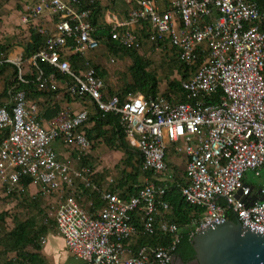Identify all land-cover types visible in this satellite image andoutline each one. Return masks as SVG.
Segmentation results:
<instances>
[{"label": "built area", "instance_id": "1", "mask_svg": "<svg viewBox=\"0 0 264 264\" xmlns=\"http://www.w3.org/2000/svg\"><path fill=\"white\" fill-rule=\"evenodd\" d=\"M97 0H31L25 19L36 22L44 15L53 28L38 27L45 44L28 57L38 69L40 89H58L55 72L46 74L47 63L67 77V93L87 98L104 112L118 114L127 138L143 158V169L159 175L148 180L129 199L101 190L96 170L89 163L79 167L58 158L54 142L80 151L92 148L88 127L90 111L63 107L44 125L39 105L25 89L9 90L10 100L0 107V193L23 190L27 175L40 192L67 193L55 211L56 227L67 251L80 264H173L174 249L182 227L168 218L172 211L166 194L177 185L185 200L203 209L194 218L195 231L210 220L228 221L230 214L264 232V6L260 0H127V17L109 26L113 40L138 51L145 43L155 49L173 47L189 69L181 79L188 100L163 95L130 94L106 97L105 80L89 62L75 68L71 55H82L99 46L92 22ZM70 41V42H69ZM0 52V65L16 64ZM22 72L19 79L25 81ZM171 147L182 153L185 173L169 181ZM252 173V175H250ZM184 179L182 183L181 180ZM255 179V180H254ZM77 182L100 191L105 204L96 214L78 200ZM140 215L141 231L170 233L169 246L142 245L131 240L139 232L133 214Z\"/></svg>", "mask_w": 264, "mask_h": 264}, {"label": "trees", "instance_id": "2", "mask_svg": "<svg viewBox=\"0 0 264 264\" xmlns=\"http://www.w3.org/2000/svg\"><path fill=\"white\" fill-rule=\"evenodd\" d=\"M264 6V0H260ZM94 14L92 16V22L94 26L97 27L98 18L97 15L100 12L99 1L97 0L94 4ZM128 15V12H127ZM127 15L125 17H127ZM110 26L106 25L104 27H97L94 34L98 38L99 45L105 43L111 49H120L124 51L128 56L133 60L131 66V80L128 81L120 91H115L111 87H106V97H111L113 95H118L122 100L125 99L130 94L142 93L144 96H153L163 95L167 98H170L175 101H186L188 100L187 92L184 90L181 84V79H171L168 83L166 91L163 93L159 92V81L157 79V74L153 70H148L147 68L150 65V60L142 56L137 49L126 48L119 45L115 40L112 39L110 33ZM30 41L25 47V58H28L32 54L36 53L44 44L46 40V35L40 33L36 27L31 28ZM70 42V41H69ZM172 50L173 54L176 56L175 65L177 66V71L182 74L183 78H186L189 75V69L185 67L179 59V56L173 47L164 46L162 49ZM4 47L0 45V51H3ZM75 68L85 67L87 60L83 55H71L69 57ZM91 63V62H90ZM99 76L102 78L106 76V70L102 69L101 66L91 63ZM13 67L15 75L14 79H9L5 84L4 94L6 97L9 95V90L12 86H16V89H25L27 91L28 97L33 100L34 95L37 94H49L52 95L56 93V90L50 88L40 89L37 84L38 69L36 67H29L25 71L23 78L25 81L19 79L18 71L16 65L13 63L6 62L3 65H0V70H4L7 67ZM41 68L48 75L52 72H55L58 78L62 77L61 72L52 67L47 63H41ZM79 67V68H80ZM2 73V72H1ZM0 73V74H1ZM5 103H1L0 107ZM59 106L56 108H50L44 111V116H53L58 110ZM89 122H92V127L88 129L86 127V132L92 142L96 140H103L111 148H124L128 154L125 162L128 166L131 167V171L126 172L124 177L120 180V184L114 186L102 187L99 186L101 190L112 191L118 193L121 197L129 199L132 195L136 194L139 188L144 184L140 183V178L142 176H147L153 181H159V175H156L152 171H146L143 169V158L140 154L138 147L133 144L126 135V130L121 124V120L118 114L113 112H104L100 110L97 106L93 105L92 111L90 112ZM9 129H5L0 133V140L7 136ZM94 144V143H93ZM169 164V161H168ZM98 175H95V181L98 182ZM33 182V179L27 175L23 176L22 184L24 189L23 192H27L30 184ZM184 182V179L181 180ZM12 193V192H11ZM16 192L13 191L12 194ZM77 193V192H76ZM86 194L87 198L93 200V205L90 206L91 211L95 212L98 209H101L105 204L104 200L101 197V192L92 190L91 188H86L83 185V193ZM35 199L29 198V200L35 204L40 203L41 197L35 195ZM166 199L171 204V217L173 221L177 222L181 227V237L180 241L176 244L174 253L179 256L182 262L188 263L195 258V249L193 247V236L192 232L195 231V227L191 226L194 218H199L203 215V209L189 204L185 198L182 196L180 189L177 185L170 184L169 190L166 194ZM24 199H28L26 193L23 195ZM78 198V196H77ZM134 223L138 226L139 232L137 236V245L132 246L137 249L142 245L149 246H169L173 241V237L170 233H165L162 230H157L152 234H144L141 231V218L137 213L133 214ZM230 219L237 221L238 218L235 214H230ZM140 223V224H139ZM56 225L55 220L53 222ZM49 227L45 225H38L37 220H30L19 223L9 234L11 245L9 250H18L25 248L28 245H32L36 251H31L27 253V260L32 264H39L42 262L39 251L41 249L40 239L42 236L47 234ZM135 237V236H134ZM133 237V238H134ZM7 264H15L14 260H8Z\"/></svg>", "mask_w": 264, "mask_h": 264}, {"label": "rangeland", "instance_id": "3", "mask_svg": "<svg viewBox=\"0 0 264 264\" xmlns=\"http://www.w3.org/2000/svg\"><path fill=\"white\" fill-rule=\"evenodd\" d=\"M98 1L102 2V0ZM30 3L32 4L31 0H0V45L4 44L7 47V53H10V51L15 53V50L21 51L22 46H26L30 39V26L25 19L27 13L25 7ZM104 4L120 17L126 16L131 7L127 0H103ZM138 52L150 60V65L147 69L153 70L157 74L160 93L166 91L171 79H183L181 72L177 71V66L174 62L176 56L172 50L165 48L155 49L152 45L145 43ZM2 53L6 55V50L2 51ZM22 54L24 64L21 65V69L13 63L16 65L18 76L20 72L25 74V71L31 67L23 51ZM96 54L98 57H101L100 61L107 68H104L106 70L107 85L115 91H120L131 80L130 69L133 64L132 58L120 49L109 48L105 43L101 44ZM13 72L14 68L10 66L3 71L0 70V104L10 100V93L6 97L4 88L9 79L15 78V75L12 74ZM91 127L92 125L90 124L88 129ZM93 143L90 149L91 153L87 157L80 151L78 152L68 147H64V149L69 153L72 160L78 161L81 164L89 163L93 166L98 171V181L102 182L104 187H106L107 183L109 184L108 187L116 184L121 185L120 180L124 177V174L131 171V167L125 162L128 156L126 150L118 147L111 148L103 140H96ZM79 153L85 159H77ZM182 155L174 147H171L168 156L169 181L183 177L186 166ZM140 179L141 184L151 180L147 176H142ZM260 180L264 182V175ZM81 187L82 185H79L77 182L75 188L82 194L83 187ZM13 191L16 193L12 194ZM36 191L37 188L35 187L32 190L28 188L27 192L14 187L9 193L6 191L0 193V264H7L8 260H14L15 264H32L27 260V253L36 251L32 245L13 251L8 249L12 243L9 236L10 232L19 223L30 220H37L38 225L49 227L47 234L40 239L41 249L39 255L42 262L38 263L74 264L72 259L76 261L77 258L63 247L62 235L56 225L53 224L58 204L43 197L39 200V205L31 202L29 198L35 199L33 196L36 195ZM24 193H26L28 199L23 198ZM176 264L181 263L176 260Z\"/></svg>", "mask_w": 264, "mask_h": 264}, {"label": "crops", "instance_id": "4", "mask_svg": "<svg viewBox=\"0 0 264 264\" xmlns=\"http://www.w3.org/2000/svg\"><path fill=\"white\" fill-rule=\"evenodd\" d=\"M99 5H100V7H99L100 12L97 15V18H98L97 27H104L106 25H110L111 23L114 22L115 19L122 21V20H124L126 18L125 16L124 17H120L118 14H116L115 12H113L112 10H110L109 8H107V6L105 4L103 5V0H102V2L99 1ZM103 6H104V10H103ZM53 25H54L53 24V20L48 16V14L44 15V17H41L36 22L31 21V22H29V26H30V29H29L30 36H31V28L32 27H36L38 29V27H40V26H45V27L51 29V28H53ZM30 40L31 39H29V41ZM1 46L4 47L3 52L6 50V56L7 57H11V58L22 57L21 56V55H23L22 54V51L25 54V47L26 46H24V47L22 46L21 51L15 50V53H13V51L12 52L10 51V53H7L8 52L7 47L4 44H2ZM100 47H101V44L97 48H95V49H89V50H87L82 55L86 58L87 62H89V63L91 62L93 64L99 65V66H101L102 69H104V68L107 69L105 67V65H103V63L100 61L101 60V57H98V55L96 54L97 49H99ZM0 52H2V51H0ZM80 68H83V67H80ZM103 79L105 80V83H106V80H107L106 79V76L103 77ZM57 80H58V86L59 87L56 90V93H53L52 95L43 94V93L42 94H37V95H34L33 94V96H34L33 97L34 98L33 100L36 101L38 103V105H39V109H40L39 118H40V120L42 121V123L44 125H48L49 120L54 116V115L53 116H44L43 115L44 111H46V110H48L50 108H56L57 106L60 107L59 109H61L63 107H69L72 110L77 111V110H79L82 107H87V108H89V111L90 112L92 111V108H93V104H91V102L87 98H82V99L81 98H73V97H71L67 93V87L65 86L66 83H67V77L64 74H62V77L61 78H58L57 77ZM106 87H108L107 83H106ZM90 124L92 125V122H89L88 123V126ZM54 147L57 150L58 158L60 160L69 161V162H71L74 165V167H79V166L83 165V163L81 164L80 162L71 159L69 153L65 151V149H64L65 145L63 144L62 141H60V140L55 141L54 142ZM90 153H91V150H90L89 153H87L86 157L89 156ZM78 158L79 159H85V157H81L80 153L78 154L77 159ZM183 158H184V156H183ZM85 163H86V161H85ZM96 174L98 175V171L97 170H96ZM78 184L79 185H82V187H83V184L82 183L78 182ZM97 184L99 186H102V187L104 186L103 183L100 182V181H98ZM38 185L39 184L32 182L30 184L29 188H30V190H32L34 187L37 188V191H36L37 192L36 193L37 196L43 197L45 199H50L51 202H55V204H58L59 201L62 200L63 197L67 193V189L66 190L64 189V190L56 191V192L51 193L49 195H44V194H42L39 191L40 190V187H38ZM107 185H108V183H107ZM76 191L78 192V193H75L76 194V197L78 196V200L84 205V207H86L91 213L96 214L97 212H99L100 209H98L95 212L91 211L90 206L93 205V200H91V198L88 199L86 195L81 194V192L78 191V190H76ZM167 216H168V218L170 220L173 221V219L171 217V212H169L167 214ZM157 230H159V229H157ZM62 239H63V237H62ZM137 240H138L137 239V236H135L131 240V243L135 246V245H137ZM63 247H65V249H66L64 239H63ZM72 260L74 261V264H80L81 263V261L78 258L76 259V261L74 259H72ZM177 262H178V260H177ZM173 264H176V258H175Z\"/></svg>", "mask_w": 264, "mask_h": 264}, {"label": "water", "instance_id": "5", "mask_svg": "<svg viewBox=\"0 0 264 264\" xmlns=\"http://www.w3.org/2000/svg\"><path fill=\"white\" fill-rule=\"evenodd\" d=\"M264 200V196L260 198ZM195 258L182 264H264V232L239 220H210L193 236Z\"/></svg>", "mask_w": 264, "mask_h": 264}]
</instances>
